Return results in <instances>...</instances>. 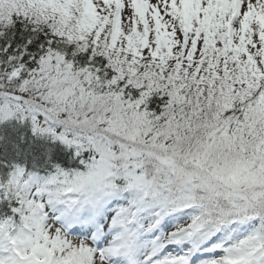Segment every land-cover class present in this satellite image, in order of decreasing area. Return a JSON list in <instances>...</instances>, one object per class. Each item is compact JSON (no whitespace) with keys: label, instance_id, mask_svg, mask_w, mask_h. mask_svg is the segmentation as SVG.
Wrapping results in <instances>:
<instances>
[{"label":"snow or ice","instance_id":"snow-or-ice-1","mask_svg":"<svg viewBox=\"0 0 264 264\" xmlns=\"http://www.w3.org/2000/svg\"><path fill=\"white\" fill-rule=\"evenodd\" d=\"M0 264H264V0H0Z\"/></svg>","mask_w":264,"mask_h":264}]
</instances>
